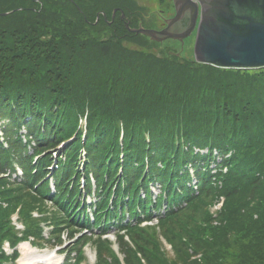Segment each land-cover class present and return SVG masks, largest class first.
Masks as SVG:
<instances>
[{"label": "trees", "instance_id": "1", "mask_svg": "<svg viewBox=\"0 0 264 264\" xmlns=\"http://www.w3.org/2000/svg\"><path fill=\"white\" fill-rule=\"evenodd\" d=\"M147 18L140 0H0V264L5 240L65 246L64 264L87 245L94 264H264V67L161 53L125 26Z\"/></svg>", "mask_w": 264, "mask_h": 264}, {"label": "water", "instance_id": "2", "mask_svg": "<svg viewBox=\"0 0 264 264\" xmlns=\"http://www.w3.org/2000/svg\"><path fill=\"white\" fill-rule=\"evenodd\" d=\"M172 1L175 14L162 28L131 27L125 19L127 30L155 42L171 38L182 44L195 31L194 61L221 68L264 67V0Z\"/></svg>", "mask_w": 264, "mask_h": 264}, {"label": "rangeland", "instance_id": "3", "mask_svg": "<svg viewBox=\"0 0 264 264\" xmlns=\"http://www.w3.org/2000/svg\"><path fill=\"white\" fill-rule=\"evenodd\" d=\"M141 3L145 4L148 7H151V11H153V18H147L143 22V27L145 28H156L160 29L165 25V18L172 17L174 13V6L172 0H140ZM195 37L196 32L194 31L193 34H191L189 37H187L182 44L179 40L176 39H166L163 42H156L157 43V49L161 53H166L167 51H170L172 53H176L180 55L182 58L190 59L194 61V43H195ZM155 42V41H154ZM196 62V61H195ZM214 166V163L211 164ZM152 190L154 194H157L159 192V188L157 185L152 186ZM214 207H211V211H214ZM111 239H114L113 235H110ZM162 240V238L160 237ZM164 247L166 250L172 254L171 247L166 242L164 244ZM36 249L40 253H46L51 254L54 252V249L49 248H33ZM86 256L87 259L85 261V264H94L95 262V252L93 248L87 247L86 249ZM62 256L60 255L57 258V262L61 261ZM56 264V263H55Z\"/></svg>", "mask_w": 264, "mask_h": 264}, {"label": "bare ground", "instance_id": "4", "mask_svg": "<svg viewBox=\"0 0 264 264\" xmlns=\"http://www.w3.org/2000/svg\"><path fill=\"white\" fill-rule=\"evenodd\" d=\"M202 153L209 152V150H200ZM218 150H215V158H217ZM21 256L19 258L18 264H37V260L42 258L44 264H54L55 260L49 254L40 253L36 249H33L29 243H23L19 247ZM40 264V263H39Z\"/></svg>", "mask_w": 264, "mask_h": 264}, {"label": "flooded vegetation", "instance_id": "5", "mask_svg": "<svg viewBox=\"0 0 264 264\" xmlns=\"http://www.w3.org/2000/svg\"><path fill=\"white\" fill-rule=\"evenodd\" d=\"M174 13H175V10H174ZM193 34V33H192Z\"/></svg>", "mask_w": 264, "mask_h": 264}]
</instances>
